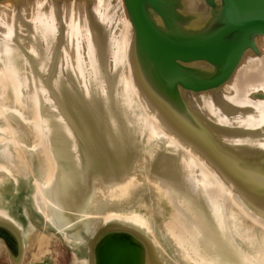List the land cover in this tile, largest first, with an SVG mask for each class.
Masks as SVG:
<instances>
[{
    "label": "water",
    "instance_id": "obj_1",
    "mask_svg": "<svg viewBox=\"0 0 264 264\" xmlns=\"http://www.w3.org/2000/svg\"><path fill=\"white\" fill-rule=\"evenodd\" d=\"M51 14L59 24L56 53L66 46L68 55L71 52L77 59L76 38L72 40L71 34L68 35V25L73 21L81 28L79 38L84 59L90 61V40L96 39L99 43L95 41L92 47L96 49L98 67L104 71L98 77L104 74L106 79L111 77L114 81L103 83L101 96L97 95L109 108L104 114L92 99L93 89L87 91L92 95L78 90L83 101L75 100L73 109L82 119L68 113V108L62 111L66 120L75 126L78 144L85 150L84 168L93 167L91 178H100L103 171L98 166L102 165L98 155L86 154L89 147L85 144V130L97 141L101 139L102 144H108L110 138L113 142L117 138L128 140L134 166L137 163L144 167L149 163L152 168L147 172L151 178L162 175L176 183L180 178L176 173L165 175L159 167L165 159L176 158L177 163L186 156L184 152L169 153L162 149L179 145L171 140L172 136L193 148L235 188L250 212L255 210L264 215V147L258 144L256 134H247L237 124V121L245 123L252 113L255 116L256 109L254 106L243 109L248 104H235L227 97L228 90L243 78L247 86L242 87L241 94L235 93L239 98L243 99L245 91L250 92L257 86L251 77L247 78L258 75L261 66L256 62L264 57V0H0V35H4L5 25L16 28L21 36L17 40L19 46L30 54V37L37 17ZM43 31L46 32L44 26ZM0 40L4 39L0 37ZM114 42L115 51L105 56V50ZM57 61L52 69L54 74L65 67L60 65L61 60ZM35 92L34 85L26 81L18 98L12 85L0 81V111H6L0 115V128H3L0 141H10L14 154L13 162L4 164L0 177V262L196 264L176 246L169 230L176 208L164 187H155V194L148 189L137 199L141 193H133L132 186L124 193L120 187L103 191L109 204L90 219L89 230H75L86 220L79 200L77 207L69 201L63 205L64 221L57 225L51 222L47 217L49 207L38 205V183L47 182L52 186L58 177L65 175L60 173L61 169L75 165L71 163L73 156L59 162L56 146L51 136L45 134L47 129L34 126L40 107L34 98ZM247 97L251 102L263 101L264 91H251ZM44 99L41 107L52 118L53 100ZM209 103L228 122H221L210 113ZM11 110L25 117L24 133L17 118L8 117ZM153 117L158 129L152 124ZM62 126L65 132V124ZM102 129L108 134L103 136ZM247 138L256 141L249 143ZM25 146L37 152L33 158L24 150ZM118 153L119 149L113 152L114 160L118 161L121 156L123 161V153ZM105 158L108 162L111 157ZM26 183L31 184L29 193ZM10 184H16L18 189L9 191ZM163 198L171 206L170 219L164 224H158L138 208L153 207ZM225 202L235 220L237 246L251 257L259 258L264 248V222L258 216L260 213L257 214L260 221L258 218L256 221L229 197ZM132 216L142 218L146 225L128 223L126 219ZM163 231L167 239L162 237ZM44 239L48 241L40 248V241ZM253 244H258V248L250 251Z\"/></svg>",
    "mask_w": 264,
    "mask_h": 264
},
{
    "label": "bare ground",
    "instance_id": "obj_2",
    "mask_svg": "<svg viewBox=\"0 0 264 264\" xmlns=\"http://www.w3.org/2000/svg\"><path fill=\"white\" fill-rule=\"evenodd\" d=\"M43 26L46 28V32L43 31ZM3 33L5 36L0 35L4 39L0 40V78H2L0 81L5 82L7 85H12L17 91L18 98L20 94H23V86L26 81L32 83L36 91L33 95L40 107L41 99L51 98L53 100L52 109L54 115L53 112L50 113V116L53 115V117H47L45 114L48 112H45L42 107H39L38 121L35 122L34 126L42 125V127L47 129L45 134L51 136V142L56 146L59 162L60 160L66 161L68 157L73 156L72 162L69 160L75 166L73 168L67 166V170L61 169L60 173L65 175L62 178L58 177L54 185L50 186L47 182L38 183V205L41 208H44V205L49 207L50 212L47 217L52 223L57 225L64 221V216L61 213L63 205L67 201L74 205V207H77V200H79L83 204L81 207L84 208L83 213L86 220L79 229L75 230H89L92 227L90 219L101 213L99 212L101 207L103 208V206L109 204L106 202L108 199L102 195L103 191L115 190L120 187L122 193H124L132 186L134 189L133 193L135 191L141 193L135 198L137 199L139 197L142 198V192L148 189L152 191L150 193L155 194V187L157 189L164 187L172 197L176 208L173 222L169 224V230L172 232L176 246L178 245L181 248L190 261L196 264H264V248L262 249V255L258 258L251 257L237 246L235 238L238 233L235 228L236 225L234 224L235 220L230 215V211L227 209L228 203L225 201L229 197L237 205L239 204L242 207V211L254 217L256 221L258 219L260 221L261 217L262 222H264V215L255 210L250 212L236 189L226 183L207 161L197 155L193 148L186 146L180 141L178 142L176 138L171 136V140L177 142L179 145H175L174 147L171 145L173 147L172 149L169 147L162 149L169 153H171L170 151H177L178 153L184 152L186 156L182 161L180 159L177 163L176 158H169L165 159L159 165L161 172L165 173V175L167 173H176L180 177L176 180V183H173L166 176L162 175L158 178H151L147 172L152 168L149 163L144 164V167L137 163L134 166L133 158L129 155L128 151V147H130L128 140L117 138L113 142L110 138L108 139V144L106 142L102 144L103 141L101 139L97 141V139L92 138V136L94 137L92 133L85 130L83 133L87 137L85 144L89 147L86 154L88 156L98 155V159L97 157L96 159L99 164H102L98 166L100 171H103L102 175H99L100 178L90 177L93 167L86 165L84 168L82 158L85 155V150H82L83 146L78 144L79 137L76 133L75 126L70 120H66L62 111L65 112L68 108V113L71 112L82 119L79 117L76 109H73L74 101H83V99L79 98L78 90L81 93L84 92L92 95L91 92H87L89 89L94 90L93 93L95 94L93 96L96 100L94 97L92 99L97 103L99 109L103 110L102 114L106 110L109 111V108L106 107L107 103L105 104L102 99L98 100L97 95L99 94L101 96L100 90L103 91V83L112 84L114 81L111 77L106 79L104 74L98 77V74L104 71L102 67L99 69L95 56L97 55L96 49L92 47L95 41L99 43L96 39L91 38L90 40V61L88 62L81 53V39L79 38L81 34L80 25L74 24L73 21H71L70 26L68 25V35L69 33L71 34L72 40L76 38L77 59L73 58L71 52L68 55L66 46L62 49V52L56 53L59 24L58 19L52 14L50 16L40 15L37 17L36 28L32 31L33 35L30 37L32 46L30 54L19 46L17 40L21 36L16 32V28L8 26L6 28L5 25ZM10 42L18 45L10 46ZM109 51H115V42L110 45L109 50H105V56ZM57 60H61L60 65L65 67L60 69L59 74H54L52 69L58 64ZM74 61H76V65ZM256 63L258 66H261V69L258 75L254 74L247 78L250 79L251 77V80L257 85L250 90L259 91L260 89L264 91V57ZM75 66L78 68L76 69ZM81 84H83V87ZM238 84H242L241 87ZM243 86H247L246 79L244 78L238 81L233 89L228 90L227 97L235 104H248L243 109L255 107H253L257 113L255 116L252 113L245 123L244 121H240V123L237 121V124L243 127L247 134H256L258 144L264 147V100L251 102L247 97L251 91H245V94H242L243 99L242 96L239 98L235 93L239 92L241 94L243 92ZM207 108L210 113L217 116L218 120L228 122V119L220 117L221 114L213 108L211 103L207 104ZM1 114H6V111H0ZM12 116L17 118L20 128L24 133L25 124L23 120L25 117L19 112L16 114L15 111L11 110L8 113V117L11 118ZM152 121L153 126L158 129L159 126L154 117ZM63 123L67 128L66 133L62 132ZM105 129H102L103 136L108 134V132H105ZM253 129H260V131ZM2 130L3 128L1 127L0 136L2 135ZM256 139L251 140L247 138V141L254 143ZM10 145L11 142L8 140L0 141V177L3 175L6 166L4 164L13 162L14 160L13 150L10 148ZM110 146L116 147L110 149ZM25 147L24 150L30 155V158H33L37 152L29 149L27 146ZM116 149H119V153H123V161L120 160L121 156L118 157V161L114 160L113 152L117 151ZM150 151L154 152V149L151 148ZM105 156L111 157L108 162ZM99 168L97 170L98 174ZM169 177L175 178V176ZM195 178L198 183H196ZM138 192L135 193L137 194ZM258 213H260L258 215L260 217L257 216ZM234 217H237L236 213H234ZM126 221L130 224L136 223L139 225L140 223L141 225H146L143 219L137 216L127 218ZM141 229L146 230L143 227ZM147 229L148 231L151 230L150 228ZM161 234L164 239H167L164 231ZM46 241L48 240L44 239L40 241V248L45 246ZM161 245L165 248L163 243Z\"/></svg>",
    "mask_w": 264,
    "mask_h": 264
},
{
    "label": "rangeland",
    "instance_id": "obj_3",
    "mask_svg": "<svg viewBox=\"0 0 264 264\" xmlns=\"http://www.w3.org/2000/svg\"><path fill=\"white\" fill-rule=\"evenodd\" d=\"M30 186H31L30 183H26L25 187H26L27 193H29ZM9 188H10L9 191L18 189L16 184H10ZM138 208H141V211L143 212L145 216L153 218L155 221H157L158 224H164V222H167L170 219L171 206L166 200V198H163L160 204L154 203L153 207L138 206ZM250 247H249L250 251H255L258 248V244H253L252 248ZM177 258L181 259L179 255L177 256ZM0 264H4V261H1ZM184 264H186V262H184Z\"/></svg>",
    "mask_w": 264,
    "mask_h": 264
}]
</instances>
